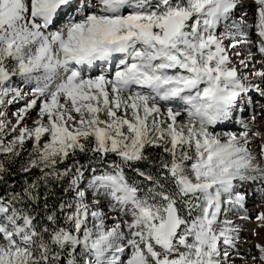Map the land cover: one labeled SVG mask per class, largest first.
Returning a JSON list of instances; mask_svg holds the SVG:
<instances>
[{
	"label": "snow or ice",
	"instance_id": "snow-or-ice-1",
	"mask_svg": "<svg viewBox=\"0 0 264 264\" xmlns=\"http://www.w3.org/2000/svg\"><path fill=\"white\" fill-rule=\"evenodd\" d=\"M254 3L248 24L233 19L243 0H0V157H19L31 141L20 171L39 172L0 196V264H228L239 228L221 219L225 206L245 209L236 182L264 180L236 115L250 92L264 97L255 70L264 59L249 52L240 65L254 70L241 77L223 43L233 29L253 43L243 28L254 29L264 57V0ZM232 120L242 131H217ZM148 148L161 150L157 161ZM86 152L99 163L74 160ZM126 169L143 180L130 182ZM65 177L73 199L42 222L41 185ZM102 193L119 213L111 224ZM255 220L264 227V212Z\"/></svg>",
	"mask_w": 264,
	"mask_h": 264
},
{
	"label": "rangeland",
	"instance_id": "rangeland-1",
	"mask_svg": "<svg viewBox=\"0 0 264 264\" xmlns=\"http://www.w3.org/2000/svg\"><path fill=\"white\" fill-rule=\"evenodd\" d=\"M255 13H256V5L254 0H243V4L238 7L235 11L233 19L237 21V23H242L246 21L248 24L254 23L255 21ZM59 25H57L58 27ZM243 30L247 33L248 38L253 43L243 42V38L239 35L235 34V29L232 30L233 36L226 37L223 41L225 47L228 50V55L234 66L237 67L238 74L243 77L248 75L251 71H253V67L250 64L249 67L243 68L240 65L241 60L248 59V53H254L255 55L252 57L253 60L259 61L264 59L262 57L256 47L255 42L259 39L256 35L255 30L249 31L246 27ZM224 28L221 27L217 30L218 35H223ZM239 41L237 47L232 48L229 47L233 42ZM239 53V55H236ZM255 70H264V64L256 63ZM99 69L93 72V75L98 74ZM249 79L253 83H259V79L255 77H249ZM247 83V81H246ZM264 88V84L261 85ZM249 96V97H248ZM241 102V106L243 107V111L237 112L236 115L239 118H243L250 127L249 132V140L250 144L248 145L249 150L255 153L257 159V165L264 168V157H261L259 154L260 146L264 144V97H261L259 94L255 92H251L248 94ZM19 107V105H13L9 108V119L15 123V118L12 115L14 110ZM253 110L255 111L256 119L252 120ZM36 113L33 111L31 113L30 118H27L26 122L29 127L33 126V120L36 119ZM183 121L185 117L182 115L178 118ZM222 126H217V131L220 132H236L239 133L242 131L241 126L236 123L235 120L228 121ZM222 129V130H221ZM254 133L258 135H253ZM16 135V133H12L5 137V143L12 139V137ZM263 158V159H261ZM258 180L256 184L251 185L248 188H244V184H241L237 190L242 191L247 194V198L245 201V209L231 208L229 206H225V213L222 215L221 219H229L233 222L235 226H238L239 233L238 239L236 240V247L231 251V255L228 259V264H261L259 260L260 252L257 248V245L264 246V227L260 226V222L255 220V217L258 213L264 212V181ZM261 182V183H260ZM94 194L89 191L87 196V202L91 205L93 202ZM100 203L103 206H106L104 210L108 212L109 219L107 220L108 224L112 223L111 217L116 216L119 213L110 211V208L107 207L111 203V198L106 194H101L99 197ZM117 207H119L117 205ZM246 210V213H245ZM245 214L252 217L253 219H244L242 218ZM126 219H130V217H125ZM159 250V249H157ZM223 250V247H222ZM256 257L257 259H253Z\"/></svg>",
	"mask_w": 264,
	"mask_h": 264
},
{
	"label": "trees",
	"instance_id": "trees-1",
	"mask_svg": "<svg viewBox=\"0 0 264 264\" xmlns=\"http://www.w3.org/2000/svg\"><path fill=\"white\" fill-rule=\"evenodd\" d=\"M32 147L31 141H27L25 144V151L21 153L19 157L13 159H5L0 157V159H5L6 166L9 171L4 176V179L0 181V196H8L12 192H22L25 182L32 183L35 181L39 172L33 169L32 173H24L20 171L22 164H24L28 159L29 150ZM161 153L160 149L157 148H148L146 149V154L149 156L150 160L157 161ZM118 159L114 156H109L108 160ZM74 160L79 161L81 164H84L86 167L95 166L99 162L95 160L91 152L86 153H77ZM67 164H72L73 160L66 161ZM63 167V165L61 166ZM135 167L140 168L144 171L156 172L154 165L149 164L148 162H139ZM127 178L131 181H142L143 178L139 177L132 169H126ZM69 178L65 177L62 180H52L46 187L41 185L40 187V205L39 208V218L43 222V218L46 213L53 211H58L59 205L65 201H71L73 199V192L68 190ZM143 187V184L141 185ZM45 197L47 198L45 201ZM47 203V208H44V203Z\"/></svg>",
	"mask_w": 264,
	"mask_h": 264
},
{
	"label": "bare ground",
	"instance_id": "bare-ground-1",
	"mask_svg": "<svg viewBox=\"0 0 264 264\" xmlns=\"http://www.w3.org/2000/svg\"><path fill=\"white\" fill-rule=\"evenodd\" d=\"M251 93V92H250ZM217 126H222V129L224 128V126H223V124L222 125H217ZM221 129V130H222ZM250 144V143H249ZM260 152H261V148H260V151H259V154H260ZM255 153H256V151L254 152V153H252L253 155H254V157H255V159H254V161H253V164H255V165H257V157L255 156ZM261 159H263V158H261ZM260 167V166H259ZM261 169H262V167H260ZM264 169V168H263ZM258 180H260V179H257L255 182H249V181H245V182H236L237 183V185H238V187H240L241 186V184H244L245 186H244V188L246 189V188H248V187H250L251 185H253V184H256L257 182H258ZM262 181H264V180H262ZM261 181V182H262ZM260 182V183H261Z\"/></svg>",
	"mask_w": 264,
	"mask_h": 264
}]
</instances>
